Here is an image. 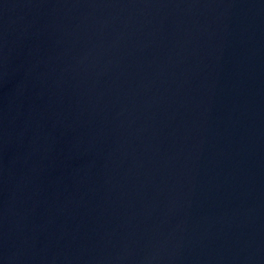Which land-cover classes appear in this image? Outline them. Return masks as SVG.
<instances>
[{
    "label": "water",
    "instance_id": "water-1",
    "mask_svg": "<svg viewBox=\"0 0 264 264\" xmlns=\"http://www.w3.org/2000/svg\"><path fill=\"white\" fill-rule=\"evenodd\" d=\"M0 264H264V0H0Z\"/></svg>",
    "mask_w": 264,
    "mask_h": 264
}]
</instances>
